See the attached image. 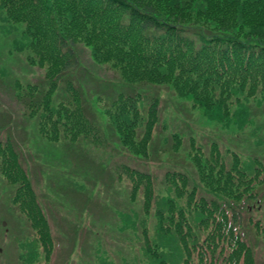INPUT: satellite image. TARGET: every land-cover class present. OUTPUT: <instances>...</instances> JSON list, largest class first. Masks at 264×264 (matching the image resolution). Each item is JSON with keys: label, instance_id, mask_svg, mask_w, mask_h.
<instances>
[{"label": "rangeland", "instance_id": "rangeland-1", "mask_svg": "<svg viewBox=\"0 0 264 264\" xmlns=\"http://www.w3.org/2000/svg\"><path fill=\"white\" fill-rule=\"evenodd\" d=\"M2 11L0 9V121L5 126L3 138L14 142L37 202L47 213L56 244L50 260L39 246L32 264H148L150 255L144 249L145 235L154 236L153 228L159 221L157 208L167 212L171 206L175 207V213L166 216L172 232L180 225L178 220L183 225L191 224L182 217L198 216L197 226L204 231L190 239L193 257L205 248L207 235L209 242L219 241L217 247L221 252L217 253L229 256L237 247L239 239L236 237L240 233L239 238L244 239L251 252L250 264H264L263 81L252 87L251 81L239 77L228 79L227 74L207 81L203 76L204 83L223 82L226 89L219 93L217 102L211 95L199 94L196 98L199 90L189 76L198 75L196 69L152 75L146 68L150 66L147 63L139 61L141 65L124 66L115 58L105 59L97 54L96 44L83 42L77 45L80 67L70 77L84 83L86 94L93 99L97 111V117L93 111L89 115L102 131L97 138H84L87 135L84 128L73 136V130H68L72 134L68 135L56 126L47 129L45 134L37 118L29 117L30 112L17 98L18 85L42 83L45 71L31 64L26 54L17 48L22 43L23 23L18 26L19 31H13L12 26L3 21L2 13L6 15V12ZM208 13L213 16L212 10ZM209 27L214 29L215 26ZM188 36L200 44V38ZM184 57L188 63V57ZM240 85L244 87L239 89ZM122 90L126 94H140L137 121L131 124L135 135L126 139L112 134L109 127L114 120L108 112L111 98L105 99V95H117ZM233 91L235 95L231 94ZM60 92L56 95L58 100ZM239 97L240 101H236ZM155 98L159 101L153 107L151 101ZM64 138H73L79 143L68 144ZM121 165L147 174L153 185L147 186L149 178L140 179L138 191L133 194L131 178L118 175ZM248 165L251 170L246 171L256 177V181L248 190H244L248 182L241 184L235 192H242L241 198L217 190L225 186L226 180L220 169L233 172L235 179V166L236 170H243ZM114 168H117L116 174ZM145 186L153 194L148 213L144 209ZM17 188L0 171V264H27L23 258L28 257L24 244H31V239L38 237L32 221L14 203ZM204 199L210 204L231 201L243 211V222L234 225L233 241L216 236L213 218L200 209ZM121 213L130 214L139 226L145 223L147 229L132 227L133 221L123 222ZM206 215L209 220L201 222ZM220 219L221 215L216 212V221ZM224 231L227 233V228Z\"/></svg>", "mask_w": 264, "mask_h": 264}, {"label": "trees", "instance_id": "trees-1", "mask_svg": "<svg viewBox=\"0 0 264 264\" xmlns=\"http://www.w3.org/2000/svg\"><path fill=\"white\" fill-rule=\"evenodd\" d=\"M0 9L6 12V15L2 13L3 21L9 23L13 31H19L18 26L23 23L22 43L17 48L26 54L31 64L45 71L42 83L27 87L18 85L17 89L19 102L30 112L29 117L37 118L45 134L47 129H55L56 126L63 128L62 132L68 135H72L68 130H73V136L85 129L87 135L84 138H97L102 131L101 126L94 122L95 118L89 115L93 111L97 117V111L92 104L93 99L86 94L84 83L75 82L70 77L80 67L77 45L83 42L96 44L97 54L105 59L115 58L124 66L141 65L139 61L147 63L150 66L146 68L152 75H168L170 70L185 72L188 68L191 71L196 69L198 75L188 74L197 84L199 93L196 98L200 97L199 94L211 95V99L217 102L219 93L226 89L223 82L204 83L203 76L207 81L227 74L228 79L239 77L251 81L252 87L260 80L264 82V0H0ZM211 10L213 16L208 13ZM209 25H214V29ZM188 34L200 38V44ZM184 56L188 57V63ZM94 57L104 61L96 55ZM126 74L125 71L122 73L124 78ZM244 81L242 84H245ZM242 87L244 85L238 86L239 89ZM59 90L61 95L58 100L56 95ZM231 94L236 93L233 91ZM139 95L126 94L124 90L117 95H105V99L111 98L108 112L114 120L109 128L121 139L122 135L124 139L135 135L131 124L137 121ZM235 100L240 101V97ZM158 101L153 99L151 105L156 106ZM4 131L5 126L0 121V171L10 184L18 186L14 203L32 221L38 234L37 238L31 239V244H24L28 257L23 258H26L27 264L34 263L37 248L41 246L50 260L56 244L47 213L37 202L36 192L14 142L3 138ZM63 141L79 143L73 138H64ZM116 170L114 168L115 174ZM246 170H251V165L243 170H236L235 166L236 178L233 179V172L220 169L226 180L225 186H219L217 190L228 191L235 198H241L242 192L235 193L241 184L248 182L244 189L248 190L250 184L256 181V177ZM118 175L131 178L133 194L138 191L137 181L140 179L149 178L147 186L153 185L147 174L127 165H121ZM261 181L264 185V175ZM147 186L143 193L144 209L148 213L153 194ZM200 209L213 218L218 238L228 242L235 239L234 225L242 223L244 215L233 202L213 201L210 204L204 199ZM157 210L159 221L153 228L154 236L145 235L144 249L150 255L147 257L148 264H250L251 252L244 239L239 238L240 233L236 237L239 239L237 247L229 256L222 257L217 253L221 252L217 247L219 241L209 242L207 235L205 248L193 257L190 239L204 231L197 226L198 216L182 217L191 224L183 225L178 220L180 225L172 232L166 215L170 212L174 214L175 207H168L167 212L161 208ZM176 211L183 212L178 208ZM216 212L221 215L219 222L216 221ZM120 215L123 222L133 221L132 227L137 225L142 231L147 229L145 223L139 226L130 214ZM206 219L209 220L207 215L201 222ZM218 223L223 224L218 226ZM184 228H187L186 232Z\"/></svg>", "mask_w": 264, "mask_h": 264}]
</instances>
